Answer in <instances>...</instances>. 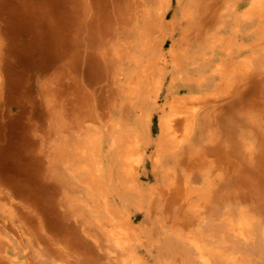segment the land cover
I'll use <instances>...</instances> for the list:
<instances>
[{
	"label": "bare ground",
	"instance_id": "1",
	"mask_svg": "<svg viewBox=\"0 0 264 264\" xmlns=\"http://www.w3.org/2000/svg\"><path fill=\"white\" fill-rule=\"evenodd\" d=\"M51 22L0 264H264V0H65Z\"/></svg>",
	"mask_w": 264,
	"mask_h": 264
},
{
	"label": "rangeland",
	"instance_id": "2",
	"mask_svg": "<svg viewBox=\"0 0 264 264\" xmlns=\"http://www.w3.org/2000/svg\"><path fill=\"white\" fill-rule=\"evenodd\" d=\"M64 2L65 0H0V84L2 87L0 95V180L9 178L12 180L13 171L16 169L13 149L18 142L23 140L22 136L25 132L21 128L29 119L28 114L26 116V113H22L18 107L19 102H26L27 93L25 92L24 96L17 87L26 85L27 89L35 90L34 80L38 76L37 71L41 66H34L32 61H42V66L46 71L55 63L56 57L51 53L54 40L49 33L51 25H53L51 21L58 18L63 12ZM169 9L172 14L175 5L172 4ZM29 25L30 27H28ZM38 29L41 30V33L44 32L42 36L44 34L45 38L42 40V47L38 51H34L32 44L27 40L26 33L35 35ZM31 111L32 115H40V111L34 104H32ZM11 119L16 120H13L12 123ZM160 121L159 114H154L151 118L150 130L153 140H156L160 134ZM16 133L20 137H14ZM12 159L14 160L12 161ZM147 169L151 171L149 161H147ZM142 219L143 213H139L136 224H139ZM14 225L18 233H21L20 226L17 223ZM17 240L12 239L15 243H18ZM135 252L143 260L149 259L150 255L144 247L138 248ZM32 259L35 260L34 257Z\"/></svg>",
	"mask_w": 264,
	"mask_h": 264
}]
</instances>
